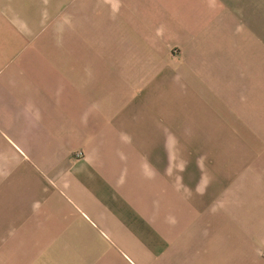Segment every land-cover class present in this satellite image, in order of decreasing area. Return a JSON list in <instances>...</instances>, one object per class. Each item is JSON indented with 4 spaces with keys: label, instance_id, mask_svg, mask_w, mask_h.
<instances>
[{
    "label": "crops",
    "instance_id": "1",
    "mask_svg": "<svg viewBox=\"0 0 264 264\" xmlns=\"http://www.w3.org/2000/svg\"><path fill=\"white\" fill-rule=\"evenodd\" d=\"M0 264H264V0H0Z\"/></svg>",
    "mask_w": 264,
    "mask_h": 264
}]
</instances>
